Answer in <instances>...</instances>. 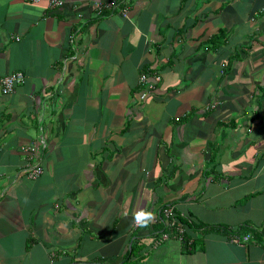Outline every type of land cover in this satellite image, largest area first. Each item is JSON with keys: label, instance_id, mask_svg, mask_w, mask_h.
<instances>
[{"label": "crops", "instance_id": "0c3cea01", "mask_svg": "<svg viewBox=\"0 0 264 264\" xmlns=\"http://www.w3.org/2000/svg\"><path fill=\"white\" fill-rule=\"evenodd\" d=\"M61 1L0 0V264H264L229 238L264 225V0ZM167 205L186 243L133 228Z\"/></svg>", "mask_w": 264, "mask_h": 264}, {"label": "built area", "instance_id": "2783aa9c", "mask_svg": "<svg viewBox=\"0 0 264 264\" xmlns=\"http://www.w3.org/2000/svg\"><path fill=\"white\" fill-rule=\"evenodd\" d=\"M62 3L61 0H47V7L48 8H55ZM94 12L97 16H102L107 13H112L117 11L123 17L126 16V8L121 6V4L117 3L116 0H108L104 2H96L93 4ZM17 39V38H15ZM154 81L159 80L158 74L151 75ZM24 80V75L21 71H14L10 72L0 78V87L2 93H8L13 90V88L19 84H21ZM155 82V83H156ZM138 83L141 85L142 90L139 93V98L143 99L147 92L151 91L154 88L153 83L149 82L146 78V73H140L138 76ZM213 103L210 104L209 107H213ZM31 150L30 148H28ZM42 172V168L39 164H29L26 166L24 170L25 175L28 178H35ZM139 209L135 210L138 211ZM134 212V213H135ZM154 214V221L153 222H160L166 229V231L161 232L157 238H155V244H158L160 241L168 238L169 235L174 234L179 240H182V228L180 227V222L178 218L175 216L172 206H164L160 210L158 209ZM132 226L136 228L137 226L133 223L132 219ZM251 237L250 233H243L240 235L232 234L229 238L233 242L240 243V242H247Z\"/></svg>", "mask_w": 264, "mask_h": 264}, {"label": "trees", "instance_id": "16d2710c", "mask_svg": "<svg viewBox=\"0 0 264 264\" xmlns=\"http://www.w3.org/2000/svg\"><path fill=\"white\" fill-rule=\"evenodd\" d=\"M221 34V33H220ZM219 38V34H217V35H214V37H212V39H211V41H213L214 39H218ZM162 207H164V206H161L160 208H159V210L162 208ZM174 211V214H175V216L178 218V220H180L181 222H184V223H186V221L183 219V217L182 216H180L179 215V213H177L175 210H173ZM182 217V218H181ZM158 225H156L155 226V230H158V232H157V235H159L161 232H164V231H166V229L164 228V226L162 225V223H160V222H156ZM192 224V223H191ZM190 223H189V225H191ZM193 225V224H192ZM226 230V229H225ZM224 230V231H225ZM254 230V229H253ZM253 230H247V228H243L242 226H239L238 228H237V230L235 231V232H244V233H250L251 234V236L253 237V235H255L256 234V236H258V237H260V239L263 241L264 240V225L263 226H261V227H259L258 228V232L256 231V228H255V231L258 233H255V231H253ZM247 231V232H246ZM185 239V240H184ZM183 241L185 242V241H187V239L186 238H183ZM186 243V242H185Z\"/></svg>", "mask_w": 264, "mask_h": 264}, {"label": "clouds", "instance_id": "9594fccd", "mask_svg": "<svg viewBox=\"0 0 264 264\" xmlns=\"http://www.w3.org/2000/svg\"><path fill=\"white\" fill-rule=\"evenodd\" d=\"M154 221V214L147 210H138L133 214V223L137 227H147Z\"/></svg>", "mask_w": 264, "mask_h": 264}]
</instances>
